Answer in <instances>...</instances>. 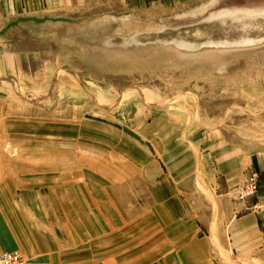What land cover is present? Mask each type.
I'll list each match as a JSON object with an SVG mask.
<instances>
[{
    "label": "rangeland",
    "instance_id": "rangeland-1",
    "mask_svg": "<svg viewBox=\"0 0 264 264\" xmlns=\"http://www.w3.org/2000/svg\"><path fill=\"white\" fill-rule=\"evenodd\" d=\"M94 6L77 14L98 25H89L82 59L51 61V74H42L43 61L41 71L29 70L36 75L0 78V149L20 150L5 158H18L23 170L45 166L51 178L61 170L67 186L97 174L132 209L139 181L156 173L151 165L171 178L172 168L201 166L210 152L244 163L257 149L264 167V0L162 11L114 0ZM40 148L51 156L37 155ZM260 186L261 170H252L234 198L256 197ZM5 252L25 263L20 251Z\"/></svg>",
    "mask_w": 264,
    "mask_h": 264
},
{
    "label": "crops",
    "instance_id": "crops-1",
    "mask_svg": "<svg viewBox=\"0 0 264 264\" xmlns=\"http://www.w3.org/2000/svg\"><path fill=\"white\" fill-rule=\"evenodd\" d=\"M198 1L203 2L114 0V4L162 11ZM99 3L0 0V78L19 81L36 75L29 70L41 71L43 61L48 67L42 74H51V61L82 59V44H92L89 25L94 21L77 14L92 13ZM38 61L42 66L35 67ZM34 152L43 158L52 154L49 148ZM248 154L244 163L232 158L225 163L210 152L201 166L172 168L171 178L151 165L156 173L139 181V203L132 209L125 207L131 198L116 199L108 191L113 183L97 174L88 173L67 186L61 170L55 178L45 166L42 171L23 170L18 158H5L20 155V150L2 148L0 252L20 251L24 264H264V167L257 149ZM43 164L51 160L44 159ZM258 169L259 194L237 201L235 188Z\"/></svg>",
    "mask_w": 264,
    "mask_h": 264
},
{
    "label": "built area",
    "instance_id": "built-area-1",
    "mask_svg": "<svg viewBox=\"0 0 264 264\" xmlns=\"http://www.w3.org/2000/svg\"><path fill=\"white\" fill-rule=\"evenodd\" d=\"M257 173H253L251 177V182L255 180ZM250 187L253 188V184H250ZM251 190V189H250ZM24 259L22 255L18 252H5L0 253V264H23Z\"/></svg>",
    "mask_w": 264,
    "mask_h": 264
}]
</instances>
